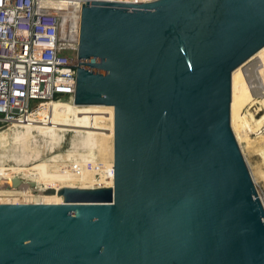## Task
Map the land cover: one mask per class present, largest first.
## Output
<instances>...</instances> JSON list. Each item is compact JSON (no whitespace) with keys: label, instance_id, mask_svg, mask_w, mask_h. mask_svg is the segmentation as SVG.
Here are the masks:
<instances>
[{"label":"water","instance_id":"obj_1","mask_svg":"<svg viewBox=\"0 0 264 264\" xmlns=\"http://www.w3.org/2000/svg\"><path fill=\"white\" fill-rule=\"evenodd\" d=\"M75 106L113 108L112 187L0 204V264H264V206L231 129V74L264 0H87Z\"/></svg>","mask_w":264,"mask_h":264},{"label":"bare ground","instance_id":"obj_2","mask_svg":"<svg viewBox=\"0 0 264 264\" xmlns=\"http://www.w3.org/2000/svg\"><path fill=\"white\" fill-rule=\"evenodd\" d=\"M75 27H78V23ZM248 105H250L248 110L242 114L239 108L243 109ZM230 112L231 129L241 150H243L242 139L251 141L250 134L257 135V138L264 136V47L232 72ZM103 114H107L108 118L102 117ZM33 118L32 122L16 127L24 129L23 132H16L13 138L14 143H19L23 151L27 150L30 140L35 142L34 132L54 141L61 133L74 129L76 132L80 130L85 132L82 146L96 148L99 152L105 153L107 148L104 147L98 133L94 131L101 130L105 126V121H109V138L112 139V107L75 106L71 102H53L45 105L42 111H37ZM39 123L43 125H37ZM5 138L4 134L0 133V140L3 141ZM25 161L24 158L15 160L20 165ZM81 163V169L78 167L79 164H70L62 168L54 166L49 168L44 163L30 167L0 166V204H60L63 200L56 195V192L62 187L94 188V186H85L86 183H93L94 172L87 171L84 162ZM94 167L98 166L91 162V171ZM100 168L102 171L100 186L112 187V159L103 160ZM36 194L40 196L36 197ZM259 198L264 206L263 198L261 196Z\"/></svg>","mask_w":264,"mask_h":264},{"label":"built area","instance_id":"obj_3","mask_svg":"<svg viewBox=\"0 0 264 264\" xmlns=\"http://www.w3.org/2000/svg\"><path fill=\"white\" fill-rule=\"evenodd\" d=\"M86 1L0 0V123L21 127L61 97L72 103Z\"/></svg>","mask_w":264,"mask_h":264},{"label":"rangeland","instance_id":"obj_4","mask_svg":"<svg viewBox=\"0 0 264 264\" xmlns=\"http://www.w3.org/2000/svg\"><path fill=\"white\" fill-rule=\"evenodd\" d=\"M130 1L134 2L135 0ZM67 54L70 56L72 55L71 52H68ZM60 100H67V96L61 97ZM244 104L242 107L245 106ZM249 106L250 105L243 109L239 108V110L243 114L248 110ZM256 115H258V113ZM101 116L105 119L108 118L107 114ZM104 124L105 126L101 130H94L98 133V136L104 143V147L107 148V152L102 153L96 148L82 146L81 142L85 137V132L84 130L76 132L73 128V131L61 133L59 138L54 141L45 139L34 132L33 135L35 137L33 139L35 142L30 140L27 150H24V152L21 145H19V143H14L13 139L16 132H23L24 129L8 127L6 124L0 123V133H3L6 137L3 141L0 140V166L16 167L20 164L16 163L15 160H21L23 158L26 159V161L20 165L21 167H30L34 164L44 163L49 168L52 166L55 168H62L63 166H70V164H79L78 167L81 169L80 163L84 162L85 169L91 173L94 172L93 183H86L85 186L96 187L97 185H101V164L103 160L109 161L112 159V139L109 138V121H105ZM37 125H43V123ZM250 138L251 141L242 139L241 146L243 150L241 151L251 173L257 192L264 201V136L262 138H257V135L250 134ZM91 162H94L96 166H98L96 167L97 169L95 167L93 168L95 171H91ZM37 196L40 195L36 194V197Z\"/></svg>","mask_w":264,"mask_h":264},{"label":"trees","instance_id":"obj_5","mask_svg":"<svg viewBox=\"0 0 264 264\" xmlns=\"http://www.w3.org/2000/svg\"><path fill=\"white\" fill-rule=\"evenodd\" d=\"M61 101L65 102V101H67V100H61Z\"/></svg>","mask_w":264,"mask_h":264}]
</instances>
